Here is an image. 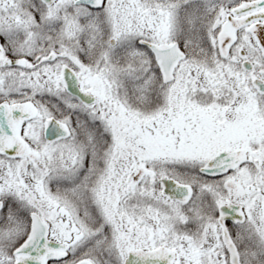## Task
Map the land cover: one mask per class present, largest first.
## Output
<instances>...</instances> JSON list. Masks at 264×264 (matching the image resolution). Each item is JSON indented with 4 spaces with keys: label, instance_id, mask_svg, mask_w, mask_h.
<instances>
[{
    "label": "snow or ice",
    "instance_id": "1",
    "mask_svg": "<svg viewBox=\"0 0 264 264\" xmlns=\"http://www.w3.org/2000/svg\"><path fill=\"white\" fill-rule=\"evenodd\" d=\"M0 264H264V0H0Z\"/></svg>",
    "mask_w": 264,
    "mask_h": 264
}]
</instances>
